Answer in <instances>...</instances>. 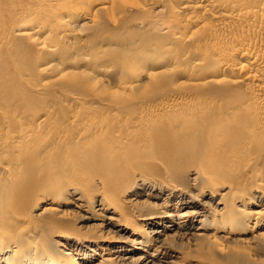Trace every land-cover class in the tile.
<instances>
[{
    "label": "bare ground",
    "instance_id": "6f19581e",
    "mask_svg": "<svg viewBox=\"0 0 264 264\" xmlns=\"http://www.w3.org/2000/svg\"><path fill=\"white\" fill-rule=\"evenodd\" d=\"M0 264H264V0H0Z\"/></svg>",
    "mask_w": 264,
    "mask_h": 264
},
{
    "label": "rangeland",
    "instance_id": "374dc122",
    "mask_svg": "<svg viewBox=\"0 0 264 264\" xmlns=\"http://www.w3.org/2000/svg\"><path fill=\"white\" fill-rule=\"evenodd\" d=\"M109 31H110V33L111 32L113 33V31H111V30H109ZM146 33L145 32L142 33V36L145 39V41L150 39L151 37H153L149 32H148V34H146ZM33 55H31V56L35 58L36 56L35 55L33 56ZM32 57H30V56L27 57L28 58L27 60H29ZM34 58H32V59H34ZM24 60L21 62V64L24 63V64H22L23 67H25V66L27 67L33 62V61H30L31 59L28 61L30 63H27L26 60L24 62ZM25 63H27L28 65L27 64L25 65ZM31 66H32V64L29 67H31ZM68 68H66V70L62 69L64 71H62V70L59 71L58 75H55L56 77H54L55 81H51L54 79L53 77L51 78L50 81L55 85L60 84L63 86V85L69 84V86L71 85L70 88H72V89L74 88L75 90L82 91V92L85 91V93H88V92L93 93V94L97 93V94H99L100 97L102 96L103 98H105L107 96L109 97V95L110 96L112 95L111 93L109 94L106 91L108 88L106 87V85L103 86L104 84L101 81L99 84H98L99 81L96 82L97 83V85H96L95 81H97V78L92 77L93 75H91V74L87 75V74H84L83 72L74 73L77 70L73 69L72 67H68ZM147 71H149V72H147ZM147 71L145 72L144 75L142 74L143 76L142 75H140V77L137 76V78L135 79L136 81L133 79V83H131L132 84L131 86H135L134 89H132L129 92L127 91V92H123V93L121 91L120 93H118L117 96L115 94L114 95L116 97H119V94L122 93L123 95L121 94V96L119 98L125 97V99H130V97H131V98H133V100H136L137 98H138L137 100H139V99L141 100V99H150V98H153L155 96L157 97V95H159V93H160V95H162V94L166 93V91L169 92V91H172L175 89H176V91H189L190 89H193V90L195 89L194 87H192V84L190 82H188L183 77L182 74H177L178 75L177 76L173 72L168 71L169 72L168 73L167 69H164V68H150ZM61 72H63V73H61ZM171 73H172V75H171ZM38 80H39V78L36 79L35 81H38ZM40 81L43 82V81H45V79H41ZM100 84H102V85H100ZM159 84H161V85H159ZM98 85L102 86L103 88L102 87H96ZM190 91H192V90H190ZM115 96H113V97H115ZM127 97H129V98H127ZM106 253L107 252H103L102 254L105 255L106 258L107 257L109 258L110 256L106 255Z\"/></svg>",
    "mask_w": 264,
    "mask_h": 264
}]
</instances>
